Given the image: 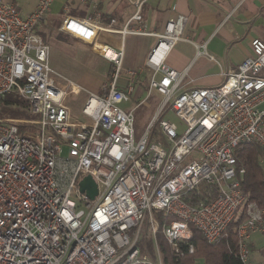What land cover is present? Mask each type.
I'll return each instance as SVG.
<instances>
[{"label":"built area","instance_id":"built-area-1","mask_svg":"<svg viewBox=\"0 0 264 264\" xmlns=\"http://www.w3.org/2000/svg\"><path fill=\"white\" fill-rule=\"evenodd\" d=\"M55 1L38 0L25 17L0 0V264H162L139 247L147 219L154 239L162 229L172 256L181 260L196 254L194 230L214 245L242 215L237 257L264 264L253 262L250 247L254 234H264V209L243 192L247 170L237 158L239 147L260 146L264 173V41L254 39L253 55L237 71H223L220 85L183 90L187 70L171 69L166 59L183 40L185 16L170 19L160 32L144 19L149 0H126L134 13L122 22L104 21L100 13L76 17L66 7L60 32L112 67L101 92L83 104L82 120H75L71 105L85 91L57 77L50 46L36 32ZM106 36H119L120 47ZM129 36L156 38L146 64L153 71L149 89L163 97L139 139L138 105L123 108L137 74L123 67ZM97 43L114 56L99 54ZM123 77L128 91L120 88ZM12 93L41 118L3 117L2 103ZM166 110L181 121L182 132L163 117ZM88 175L98 185L95 201L80 191Z\"/></svg>","mask_w":264,"mask_h":264},{"label":"crops","instance_id":"crops-1","mask_svg":"<svg viewBox=\"0 0 264 264\" xmlns=\"http://www.w3.org/2000/svg\"><path fill=\"white\" fill-rule=\"evenodd\" d=\"M37 4L22 15L25 17L31 15ZM56 5L58 15H62L67 7L74 16L80 18L94 17L96 13H100L103 20L105 17H108V20L115 17L122 22L134 13V6L126 0H86L85 3L81 0H56L45 21L55 16L52 10ZM177 15L187 18L184 37L171 50L166 64L177 72L187 70L182 81L183 90L220 85L224 80L223 71H237L239 65L253 55L252 41L254 39L264 41V0H149L143 8V16L150 30L163 32L167 22ZM52 25L51 20L49 26ZM60 34L73 43L87 46L72 40L62 32ZM135 37L142 40L137 49L131 46L127 49L125 45L127 38L123 42L125 50L123 67L125 71H137L134 79L135 89L130 94L134 104L138 105L136 112L144 105L140 104L151 96L145 95L143 87L148 90L153 77V71L147 67L146 62L156 44V38ZM104 39L115 49L121 45L119 36H106ZM110 51L108 49V52ZM129 51L137 53V60L131 61L130 57L127 60ZM160 78V74L155 75V79ZM127 80V77H123L119 84L124 91H128ZM71 109L73 112L72 105ZM155 113L156 109L145 116L143 119L145 127L149 125ZM250 247L253 262H264V234H254Z\"/></svg>","mask_w":264,"mask_h":264},{"label":"rangeland","instance_id":"rangeland-1","mask_svg":"<svg viewBox=\"0 0 264 264\" xmlns=\"http://www.w3.org/2000/svg\"><path fill=\"white\" fill-rule=\"evenodd\" d=\"M8 1L16 4L17 7L21 9L22 14L29 12L36 5V3H38V0ZM57 7L58 5L54 6L52 10L55 16L49 18L47 21L40 22L36 27V32L50 46V65L51 69L57 75V77L62 80L73 81L82 89H84L85 92H83L72 103L73 118L75 120H82L81 109L83 107V104L85 103L90 93H96L97 90L98 93L101 92V86L103 82L109 79L112 72V67H110L111 64L107 60L92 52L89 47L73 43L70 39L61 36L59 32V26L62 22V15H58ZM51 20L53 22L52 27L49 26ZM141 41L142 40L140 38L129 36L126 39L125 45H127V49H129L130 46L137 49V46ZM100 48L101 43H97L95 46V50L98 53ZM104 53L111 57L114 56L112 51H104ZM134 53L132 51H129L127 60L129 57L131 61L137 60L138 55L137 53ZM56 81L59 82L58 80ZM143 89L145 90V95L151 93V96L147 100L143 101L140 105H144L134 113L136 139H139L148 127V125H146L145 127L143 124V119L145 118V116L149 115L152 110L156 109L157 111V109L163 104V97L160 94H158L156 91H151L150 89L147 90L144 87ZM5 99H13L16 100V102L12 104H6L5 102L2 103L1 115L3 117L13 120H39L41 118L40 115L32 113L29 109V103L26 100L20 98L16 93L8 95ZM133 101L134 99L130 97V101L124 103L123 108L129 110L135 105ZM163 117L177 124L180 128V131H183V124L173 112H169L168 110H166ZM38 128L39 126L35 125L33 128L26 129L37 130ZM153 137L155 141L159 140L157 131L153 132ZM64 153H67L66 148L64 150ZM155 216H159V214L155 213ZM149 227L150 225L147 219L143 228V233L141 234V240L139 244L142 247L141 250L144 254L158 261L159 253L156 250V245H151L152 241H155V239L154 235L149 230ZM160 231L156 236H159V234H161ZM163 239L165 240V238Z\"/></svg>","mask_w":264,"mask_h":264},{"label":"trees","instance_id":"trees-1","mask_svg":"<svg viewBox=\"0 0 264 264\" xmlns=\"http://www.w3.org/2000/svg\"><path fill=\"white\" fill-rule=\"evenodd\" d=\"M104 20L107 21L108 17ZM4 102L12 104L16 100L5 99ZM262 157L263 149L256 144L244 145L237 149L239 163L247 170L242 190L248 195L250 201H256L264 208V173L260 165ZM242 219L243 215L232 222L222 239L214 245L209 244L201 232L194 230L193 243L196 247V254L181 260L172 256L167 241L163 239L162 229L161 234L156 236V240L152 241L151 245H156L162 264H242L237 257L238 233L236 232V227ZM139 247L142 249L140 244Z\"/></svg>","mask_w":264,"mask_h":264},{"label":"water","instance_id":"water-1","mask_svg":"<svg viewBox=\"0 0 264 264\" xmlns=\"http://www.w3.org/2000/svg\"><path fill=\"white\" fill-rule=\"evenodd\" d=\"M80 191L85 193L91 201H95L98 196V185L94 179L88 175L81 182Z\"/></svg>","mask_w":264,"mask_h":264},{"label":"bare ground","instance_id":"bare-ground-1","mask_svg":"<svg viewBox=\"0 0 264 264\" xmlns=\"http://www.w3.org/2000/svg\"><path fill=\"white\" fill-rule=\"evenodd\" d=\"M104 51H108V49H107V48H104V46L101 44V48H100L99 54H103V55H105V56H107V57H111V56H109V55H106V54L104 53Z\"/></svg>","mask_w":264,"mask_h":264}]
</instances>
